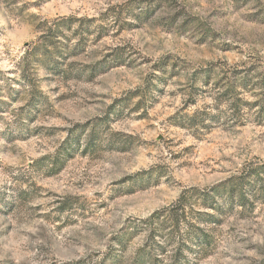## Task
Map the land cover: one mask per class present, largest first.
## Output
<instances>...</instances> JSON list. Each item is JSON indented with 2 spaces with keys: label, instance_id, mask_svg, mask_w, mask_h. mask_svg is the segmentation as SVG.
<instances>
[{
  "label": "rangeland",
  "instance_id": "1",
  "mask_svg": "<svg viewBox=\"0 0 264 264\" xmlns=\"http://www.w3.org/2000/svg\"><path fill=\"white\" fill-rule=\"evenodd\" d=\"M262 164L264 0H0V264H131L144 219ZM219 219L182 256L264 264V197Z\"/></svg>",
  "mask_w": 264,
  "mask_h": 264
},
{
  "label": "trees",
  "instance_id": "2",
  "mask_svg": "<svg viewBox=\"0 0 264 264\" xmlns=\"http://www.w3.org/2000/svg\"><path fill=\"white\" fill-rule=\"evenodd\" d=\"M70 150L71 147L65 148L61 155H69ZM260 197H264V164L207 190L192 188L184 192L176 204L155 211L149 218L142 221V223H149L163 218L157 227L150 225L152 240L136 252L131 264H161L163 260L158 255L165 254L168 251L167 248L174 243L179 246L170 264H191L187 258L182 256L181 246L200 253L205 251L213 241L209 229L202 227L200 223L218 224L220 214L225 209L233 207L235 203L247 206L250 204V198ZM191 204H200L213 212L199 209L195 215ZM188 206L190 210L187 209ZM139 225L141 223H135V231H140ZM123 237L124 235H121L117 240L121 248L126 246L128 239L130 240V238ZM107 257L111 259V264L124 263L121 255H107ZM80 263L77 262V264Z\"/></svg>",
  "mask_w": 264,
  "mask_h": 264
}]
</instances>
